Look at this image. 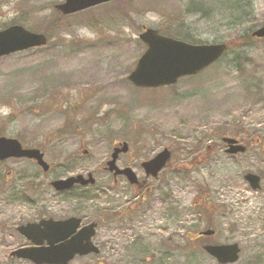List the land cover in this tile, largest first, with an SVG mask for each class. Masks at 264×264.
I'll return each instance as SVG.
<instances>
[{
  "label": "rangeland",
  "instance_id": "rangeland-1",
  "mask_svg": "<svg viewBox=\"0 0 264 264\" xmlns=\"http://www.w3.org/2000/svg\"><path fill=\"white\" fill-rule=\"evenodd\" d=\"M61 1L0 0V29L20 23L50 39L43 48L1 57L0 133L38 142L52 166L41 175L35 208L12 199L2 181L0 264H34L11 257L27 244L16 234L19 224L76 212L98 222L101 251L71 264H218L203 248L183 246L189 233L206 228L216 231L209 242L240 244L234 264H264V39L252 37L264 24V0H118L71 15L55 9ZM145 27L170 35L180 29L194 43L225 42L229 50L197 76L140 89L127 77L146 48L138 39ZM223 137L248 150L230 156ZM124 141L130 152L118 164L143 180L141 163L173 149L169 175L147 181L155 189L138 190L102 170ZM21 164L10 167L17 173ZM7 169L0 165V179ZM65 169L93 173L96 183L57 197L46 180ZM248 172L262 177L261 189L251 188ZM161 190L169 201H153Z\"/></svg>",
  "mask_w": 264,
  "mask_h": 264
},
{
  "label": "water",
  "instance_id": "water-1",
  "mask_svg": "<svg viewBox=\"0 0 264 264\" xmlns=\"http://www.w3.org/2000/svg\"><path fill=\"white\" fill-rule=\"evenodd\" d=\"M111 0H64L56 5V8L65 14H72L97 4L106 3ZM253 36L264 37V25L253 33ZM141 41L146 43V49L136 62L135 68L128 76V80L139 88H154L165 85H174L181 77L196 75L209 64L218 60L226 52L224 43L217 44H192L187 41L178 40L161 34L154 28L146 29L139 35ZM48 42L46 35L31 32L24 26L13 25L8 29L0 31V58L14 52L23 51L29 48L44 46ZM229 144L228 152L233 153L245 150V146L237 145V140L224 138ZM127 142L114 148L111 159L108 161V168L115 175L123 174L128 177L132 184H137L138 176L130 167L120 169L116 160L121 153L128 152ZM30 157L48 170L49 165L44 161V154L39 150H24L18 140L0 138V159L7 157ZM169 149L159 152L154 158L142 164L146 175L158 176L160 170L170 161ZM247 178L252 188L260 186V177L248 173ZM95 178L90 175L72 176L69 179H61L52 182L57 190L70 189L75 183L93 184ZM80 218L61 220L42 219L39 223L22 225L18 229L29 240L34 241L35 246L31 248H20L13 251V255L33 261L36 264H70L77 254L85 256L90 253H99L101 249L93 242L96 233L97 223L85 225L80 232L71 236L80 225ZM205 234L213 233L212 230L204 231ZM47 241V245H44ZM205 250L221 264L235 263L240 257L239 244L220 245L208 244Z\"/></svg>",
  "mask_w": 264,
  "mask_h": 264
},
{
  "label": "flooded vegetation",
  "instance_id": "flooded-vegetation-1",
  "mask_svg": "<svg viewBox=\"0 0 264 264\" xmlns=\"http://www.w3.org/2000/svg\"><path fill=\"white\" fill-rule=\"evenodd\" d=\"M9 25H11V24H9ZM1 137H8V138L17 139L20 142V144H22V147L24 149H27V148H29V149H36V150L42 149V147L38 144V142H34L33 140L26 142L25 139H23L22 137H21V140H20V138H18L17 136L14 137V136H11V135L1 134L0 133V138ZM225 146H227V145H225ZM199 147H200L199 152L201 151V153H202V150H203L204 147H201V146H199ZM205 147H207L206 150L210 154H211V152H213V149H211V146L207 145ZM171 150H172V154H173V149H171ZM245 150L247 151L248 148H245ZM245 150H244V152H245ZM225 151H226V153H228L227 148L225 149ZM43 152H44V150H43ZM84 152L85 153H88L86 150ZM44 154H45V152H44ZM234 154H237V153H233L230 156H233ZM111 155L112 154H110L109 158L105 161L106 162V165L102 168V170L103 171H107L108 170V173H110V176L113 175V177L115 178V180L119 176L121 178H125L124 176H121V175L114 176V173L112 171H110L109 169H107V163H108L107 161L111 158ZM123 155H125V154H123ZM121 156L122 155L120 154L119 157H118V159H117V162L118 163H120L119 160H120ZM201 157L202 158H205L206 160L209 159L208 156L206 157L205 154H202ZM196 158H198V157H196ZM70 160L73 161L74 160V156H72L70 158ZM206 160H203V161H206ZM71 161H70V163H71ZM17 162L18 163H22L21 164L22 167H21L20 171H18L16 173V170L13 171L11 169L10 164L11 163H17ZM196 163L197 162H193L192 164H196ZM0 165H2V167H5V168L7 167L8 168L7 169V172H6V175H5L6 176V179H4V180L0 179V197H2L4 195L3 194L4 193V190H3L4 187H7V186H2V181H5L6 183L9 184L8 185V188H10V189L13 190L12 191V195L14 196V198H12V199H15L17 201L19 200V201H22L24 203H27L28 205L31 206V208H35L34 206L37 205V203H41L42 202V196H43L42 183H43V181H42V176L41 175H42L43 172L44 173H47L50 170H48V171L43 170L42 167H41V165H39V163H37L36 160H34V159L30 158V157H17V158H15V157H8L5 160H0ZM26 166H27V168L28 167H32L33 168V171L28 170V172H27ZM125 166H128V165H125ZM169 166H170V164L167 167H165L163 170H161L160 173L158 174V177L147 176L146 179H144V180L141 179L142 180L141 181L142 183L141 184H138L136 186L137 189L138 190L144 189V188H147V189L153 188V189H155V186L151 182L150 183L147 182L148 179H150L151 181H156L157 178H158V180L162 179L165 174L169 175L168 172L165 173L166 172V168H168ZM23 167H25V169H22ZM66 170H67V172L65 174L62 173L59 176H56V177L51 178L52 180L51 179L49 181L46 180L47 181V184L50 186V189L54 191V194L57 197H66V198L72 197V196H74V193H78L79 194L82 191H86V190L90 189L92 186H94V184L96 183V180L93 182V184H90L89 183V184H83V185H81L80 183H75L72 186V188H70V189H62L61 191L60 190H57L55 188V186H52V182L60 181L61 179H69L72 176L84 175V177H85V176H90V174H93V173H88L87 175H85V174H83V171H80V173H78V172H73L71 170L69 171V169H65L64 171H66ZM74 173H78V174H74ZM13 176L15 177V179L12 178ZM7 177L8 178H12V179H7ZM167 187H168V183H167ZM153 189H152V191H153ZM166 193L168 194V192H165V190H164V192L161 190L159 192L158 198H153V201L154 200H158V201L160 200L162 202V197H163V195H166ZM142 196L140 197V202L146 201L145 200L146 198H142ZM152 197H154V196H152ZM165 197H167V199L170 198V196H167V195ZM87 199H88V196L85 195V198H83V201H86ZM143 204H139L138 203V207L140 208ZM151 207H152V204L149 203L148 208H151ZM42 211H43V209L41 210V212ZM77 214H79V213L76 212L75 214L67 215L66 217H62V218L47 217V219L48 218H54L56 220L63 221L64 219H70V218H73V217L80 218L81 219L80 225L77 227L76 231L71 236H69L67 238V239H70L74 235H76L78 232H80L81 229H83V227H85L86 224H90V223L95 222V221H87V219H86L87 217L86 216H84V217L82 215L78 216ZM115 216H116V213H115ZM105 217H107L106 220L109 221V224H112V216H111V214L105 213L104 218ZM42 218H45V217H41L40 218V215L38 214L37 217L35 219H33V220H30V222L37 223V222L41 221ZM30 222L21 223V224H19V226L16 227V229H15L16 234L21 235L24 238V241L27 242V244L20 245V247H18L16 249H20L22 247H31L32 245H34V242L33 241H28L24 237V235L20 231H18V229H19V227L21 225H27ZM211 230H213V229L211 228ZM45 243H47V241H45ZM11 257L14 258V259H16V260H18L17 258H15L13 256H11Z\"/></svg>",
  "mask_w": 264,
  "mask_h": 264
},
{
  "label": "trees",
  "instance_id": "trees-1",
  "mask_svg": "<svg viewBox=\"0 0 264 264\" xmlns=\"http://www.w3.org/2000/svg\"><path fill=\"white\" fill-rule=\"evenodd\" d=\"M166 34H169L167 31H164ZM177 36V37H180L181 39H186V40H191V37L188 33H185L183 34L182 31L180 29L178 30H174V34L173 36ZM194 40V39H193ZM163 198L165 199L166 197L163 195ZM198 232V231H197ZM196 231H193L191 233H189L185 239V242H184V247L187 249V250H191V251H195L197 249H200L202 248V245H201V242H200V236H198Z\"/></svg>",
  "mask_w": 264,
  "mask_h": 264
}]
</instances>
